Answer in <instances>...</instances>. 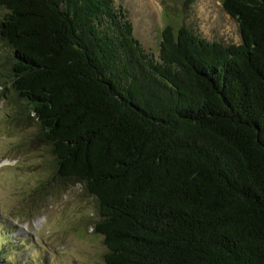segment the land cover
<instances>
[{
	"label": "trees",
	"instance_id": "1",
	"mask_svg": "<svg viewBox=\"0 0 264 264\" xmlns=\"http://www.w3.org/2000/svg\"><path fill=\"white\" fill-rule=\"evenodd\" d=\"M222 5L240 43L168 24L155 55L116 0H0V85L54 157L40 192L95 199L105 264H264V0Z\"/></svg>",
	"mask_w": 264,
	"mask_h": 264
},
{
	"label": "rangeland",
	"instance_id": "2",
	"mask_svg": "<svg viewBox=\"0 0 264 264\" xmlns=\"http://www.w3.org/2000/svg\"><path fill=\"white\" fill-rule=\"evenodd\" d=\"M193 1L185 7L182 0H116L128 10L138 40L155 55L168 24L209 41L240 43L237 22L222 0ZM7 53L0 42V58ZM4 91L0 85V231L7 230L9 240L0 239V254L6 255L0 264H105L108 249L92 224L99 219L97 202L80 184L40 192L55 181L53 154L44 141L31 142L37 124H18L22 101Z\"/></svg>",
	"mask_w": 264,
	"mask_h": 264
}]
</instances>
